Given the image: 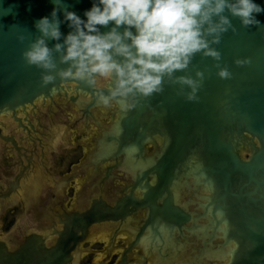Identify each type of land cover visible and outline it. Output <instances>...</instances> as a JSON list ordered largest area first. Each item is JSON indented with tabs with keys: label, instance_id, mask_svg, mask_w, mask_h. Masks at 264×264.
<instances>
[{
	"label": "water",
	"instance_id": "water-1",
	"mask_svg": "<svg viewBox=\"0 0 264 264\" xmlns=\"http://www.w3.org/2000/svg\"><path fill=\"white\" fill-rule=\"evenodd\" d=\"M61 101L128 187L0 264H77L108 224L119 264H264V0H0V147Z\"/></svg>",
	"mask_w": 264,
	"mask_h": 264
},
{
	"label": "flooded vegetation",
	"instance_id": "flooded-vegetation-1",
	"mask_svg": "<svg viewBox=\"0 0 264 264\" xmlns=\"http://www.w3.org/2000/svg\"><path fill=\"white\" fill-rule=\"evenodd\" d=\"M81 116L79 111L66 107V102L61 101L57 108L32 116L33 129L28 127L30 134L14 124L16 146L8 143L1 145L0 154L10 163L11 170L4 172L0 178V224L11 213L15 229L0 241L8 239L12 251L20 250L34 235L41 236L49 248L55 247L59 238H45L46 234L53 232L55 224L66 221L68 216L89 211L90 201L99 196L105 203L114 206L128 187L124 174L112 169L108 177V169L114 163L102 167L92 163L96 149L93 140L95 133L86 129ZM71 117H74L73 121ZM57 135L60 137L58 142ZM91 135V139L81 141L84 136ZM72 136L77 139L76 142L71 140ZM12 185L16 192L10 199H4ZM60 227L57 230L62 232ZM99 228L106 230L99 232ZM116 229L109 224L102 228L91 227L88 239L79 247L72 246L70 256L74 261L79 260L77 264L96 255H101L102 259L95 264H119L129 239H124L123 243L116 242ZM100 237L108 238L106 247L101 251L104 254L86 247L95 244V239L99 240ZM117 251L119 254L115 253ZM139 257L130 255V264H138Z\"/></svg>",
	"mask_w": 264,
	"mask_h": 264
},
{
	"label": "rangeland",
	"instance_id": "rangeland-1",
	"mask_svg": "<svg viewBox=\"0 0 264 264\" xmlns=\"http://www.w3.org/2000/svg\"><path fill=\"white\" fill-rule=\"evenodd\" d=\"M71 140L75 141V142L77 141V139L74 136H72ZM81 141H86L85 136L81 139ZM5 160L6 159L1 156V162H5ZM3 175H4V173H1L0 178L3 177ZM12 228H14V224H12L11 213H9L6 217H4V220L1 221V224H0V238H5L6 237V231L10 230ZM95 241H96L95 244H93V245L92 244H88L87 246H94V249H97V247L105 248V238H102V239H99V240L95 239ZM115 253L119 254V251H117ZM90 258L91 257H89L87 259H84V261L81 264H91L92 260L90 261ZM91 259H93V257Z\"/></svg>",
	"mask_w": 264,
	"mask_h": 264
},
{
	"label": "bare ground",
	"instance_id": "bare-ground-1",
	"mask_svg": "<svg viewBox=\"0 0 264 264\" xmlns=\"http://www.w3.org/2000/svg\"><path fill=\"white\" fill-rule=\"evenodd\" d=\"M42 145V144H41ZM44 146V145H43ZM40 148H41V146H40ZM79 262V261H78Z\"/></svg>",
	"mask_w": 264,
	"mask_h": 264
}]
</instances>
